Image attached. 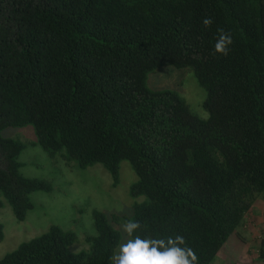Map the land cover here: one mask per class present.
I'll use <instances>...</instances> for the list:
<instances>
[{
    "label": "trees",
    "instance_id": "obj_1",
    "mask_svg": "<svg viewBox=\"0 0 264 264\" xmlns=\"http://www.w3.org/2000/svg\"><path fill=\"white\" fill-rule=\"evenodd\" d=\"M218 27L232 36L227 56L210 54ZM161 64L190 67L206 117L146 86ZM27 123L31 143L99 163L111 185L127 160L137 199L128 214L92 209L86 249L69 251L74 233L50 224L0 264H112V223L130 219L133 236H183L207 264L264 190V0H0V130ZM23 145L0 134V197L17 220L30 191L50 188L19 172ZM255 259L264 264V236Z\"/></svg>",
    "mask_w": 264,
    "mask_h": 264
},
{
    "label": "rangeland",
    "instance_id": "obj_2",
    "mask_svg": "<svg viewBox=\"0 0 264 264\" xmlns=\"http://www.w3.org/2000/svg\"><path fill=\"white\" fill-rule=\"evenodd\" d=\"M145 84L150 89L174 90L191 113L199 117L207 116L202 105L204 88L198 84L190 67L161 64L147 72ZM0 134L23 142L17 155L19 172L43 179L50 185L49 190L29 192L31 207L21 220L14 218L10 205L0 197V256L19 242L46 230L50 224H57L74 233V240L67 245L69 251L86 249L88 242L85 236L93 232L92 209L128 214L132 200L137 199H133L127 191L135 174L125 159L118 163V182L111 185L107 171L99 163L80 168L73 160L65 161L58 152L49 155L38 144L31 143L34 134L30 123L4 126ZM260 194L259 197L264 200V190ZM112 226L120 233L114 248L116 253L125 233L123 224L112 223ZM261 236H264V204L254 201L242 223L235 227L207 264H259L261 261H256L255 256L256 244Z\"/></svg>",
    "mask_w": 264,
    "mask_h": 264
},
{
    "label": "clouds",
    "instance_id": "obj_3",
    "mask_svg": "<svg viewBox=\"0 0 264 264\" xmlns=\"http://www.w3.org/2000/svg\"><path fill=\"white\" fill-rule=\"evenodd\" d=\"M205 28L212 25L211 17L204 18ZM232 36L223 28H217V37L211 55L227 56ZM141 228L138 220H128L123 224V232L129 237L119 246L118 253L110 259L112 264H198L199 258L193 248L186 245L185 238L177 235L166 239L141 238L133 234Z\"/></svg>",
    "mask_w": 264,
    "mask_h": 264
},
{
    "label": "crops",
    "instance_id": "obj_4",
    "mask_svg": "<svg viewBox=\"0 0 264 264\" xmlns=\"http://www.w3.org/2000/svg\"><path fill=\"white\" fill-rule=\"evenodd\" d=\"M255 201L258 202L260 205L264 204V200L262 199V197H259V198L255 199ZM244 216H246V213H245Z\"/></svg>",
    "mask_w": 264,
    "mask_h": 264
}]
</instances>
